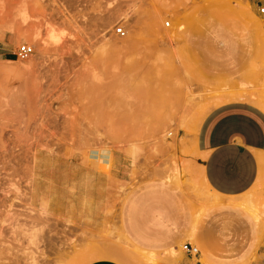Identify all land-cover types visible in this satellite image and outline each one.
I'll use <instances>...</instances> for the list:
<instances>
[{
    "label": "rangeland",
    "instance_id": "rangeland-1",
    "mask_svg": "<svg viewBox=\"0 0 264 264\" xmlns=\"http://www.w3.org/2000/svg\"><path fill=\"white\" fill-rule=\"evenodd\" d=\"M262 9L264 0H0V35L16 52L35 50L0 58V264H180L182 246L158 253L128 239L125 207L159 182L184 189L198 215L220 201L195 138L222 91L264 110ZM242 199L260 239L264 181Z\"/></svg>",
    "mask_w": 264,
    "mask_h": 264
},
{
    "label": "crops",
    "instance_id": "crops-1",
    "mask_svg": "<svg viewBox=\"0 0 264 264\" xmlns=\"http://www.w3.org/2000/svg\"><path fill=\"white\" fill-rule=\"evenodd\" d=\"M6 40L0 35V58L13 61L17 52ZM226 92L198 130L194 158L221 202L198 215L184 189L161 182L144 186L124 211L123 230L135 246L158 253L179 251L184 244L200 247L196 256L185 253L180 264H242L252 258L250 264H264V236L258 239L256 221L242 204L264 181V110L231 100Z\"/></svg>",
    "mask_w": 264,
    "mask_h": 264
},
{
    "label": "built area",
    "instance_id": "built-area-1",
    "mask_svg": "<svg viewBox=\"0 0 264 264\" xmlns=\"http://www.w3.org/2000/svg\"><path fill=\"white\" fill-rule=\"evenodd\" d=\"M262 13H264V9L261 10ZM167 26H170V23H167ZM117 35L121 38L126 37L127 32L125 31L124 28H119L117 30ZM35 53V50L32 46L30 45H21L16 53V56L19 60L21 61H27L29 60ZM182 250L189 255L196 256L200 253V250L192 245V244H184L182 245Z\"/></svg>",
    "mask_w": 264,
    "mask_h": 264
},
{
    "label": "bare ground",
    "instance_id": "bare-ground-1",
    "mask_svg": "<svg viewBox=\"0 0 264 264\" xmlns=\"http://www.w3.org/2000/svg\"><path fill=\"white\" fill-rule=\"evenodd\" d=\"M233 6V5H232ZM234 8V7H233ZM235 10H236V8H235ZM238 99L239 100H242L243 99V101L244 100H246V102H248L249 100H252V99H250L248 96H246V95H243V97H238ZM231 100H235V99H231ZM248 100V101H247ZM210 190V189H209ZM221 202V200L220 201H218L217 200V202H214V204L216 205V204H219ZM12 250V249H11ZM136 254V253H135ZM141 257V256H140ZM151 257V256H150ZM152 259V258H151Z\"/></svg>",
    "mask_w": 264,
    "mask_h": 264
}]
</instances>
